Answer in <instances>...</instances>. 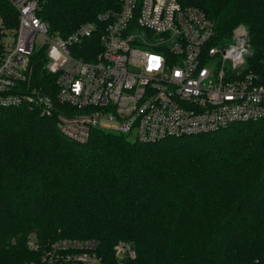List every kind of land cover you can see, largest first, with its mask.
Returning a JSON list of instances; mask_svg holds the SVG:
<instances>
[{"label": "trees", "instance_id": "obj_1", "mask_svg": "<svg viewBox=\"0 0 264 264\" xmlns=\"http://www.w3.org/2000/svg\"><path fill=\"white\" fill-rule=\"evenodd\" d=\"M36 1L50 33L63 37L98 22L112 3ZM179 1L201 9L224 40L245 24L247 65L264 80V0ZM17 26V11L0 0V40ZM44 61L43 49L33 51L25 83L46 91L53 77ZM30 233L41 248L96 239L107 264H264V119L156 142L92 129L79 143L59 131L55 115L0 105V245H14L0 264L37 258L24 245ZM120 241L134 259L117 261Z\"/></svg>", "mask_w": 264, "mask_h": 264}, {"label": "built area", "instance_id": "obj_2", "mask_svg": "<svg viewBox=\"0 0 264 264\" xmlns=\"http://www.w3.org/2000/svg\"><path fill=\"white\" fill-rule=\"evenodd\" d=\"M8 2L18 26L14 36L1 39L0 105L55 115L71 140L86 142L100 129L156 142L264 119V80L247 65L245 24L224 40L201 9L179 0H112L98 22H84L63 37L37 15L38 1ZM38 49L53 77L46 91L25 83L29 57ZM29 244L39 257L25 264H107L93 238H59L36 250L33 236ZM114 255L120 263L136 251L120 241Z\"/></svg>", "mask_w": 264, "mask_h": 264}, {"label": "rangeland", "instance_id": "obj_3", "mask_svg": "<svg viewBox=\"0 0 264 264\" xmlns=\"http://www.w3.org/2000/svg\"><path fill=\"white\" fill-rule=\"evenodd\" d=\"M129 139H133V137L132 136H130V138ZM34 236V234L33 233H30L29 234V236L26 238V241H25V246H26V248L28 249V250H31V251H34V252H38V251H35V249H32V248H30V244H29V241H30V238H32ZM12 241H13V239H12ZM10 243H11V240H10ZM37 243H39V242H37ZM40 244V243H39ZM0 260H5L7 257H9V255L11 254V253H13L14 252V245H7V246H2V242H1V245H0ZM19 249L20 248H18L16 251H15V253H17V252H19ZM40 249H42V248H40V246H39V248H37L36 250H40ZM18 254V253H17ZM38 254H39V252H38ZM38 257H39V255L37 256V258L35 259V260H37L38 259ZM136 257V256H135ZM26 259V258H25ZM28 259V258H27ZM26 259V260H27ZM30 259V258H29ZM28 259V260H29ZM31 261H34V260H31ZM118 261V260H117Z\"/></svg>", "mask_w": 264, "mask_h": 264}]
</instances>
